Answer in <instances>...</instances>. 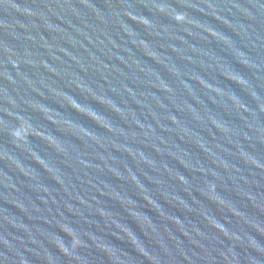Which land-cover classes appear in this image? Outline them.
<instances>
[{
  "label": "water",
  "instance_id": "obj_1",
  "mask_svg": "<svg viewBox=\"0 0 264 264\" xmlns=\"http://www.w3.org/2000/svg\"><path fill=\"white\" fill-rule=\"evenodd\" d=\"M0 264H264V0H0Z\"/></svg>",
  "mask_w": 264,
  "mask_h": 264
}]
</instances>
